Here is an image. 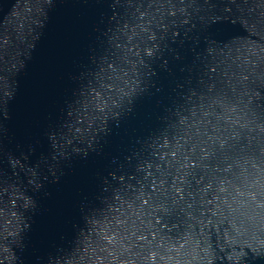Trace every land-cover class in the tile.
I'll return each instance as SVG.
<instances>
[{
    "label": "water",
    "instance_id": "1",
    "mask_svg": "<svg viewBox=\"0 0 264 264\" xmlns=\"http://www.w3.org/2000/svg\"><path fill=\"white\" fill-rule=\"evenodd\" d=\"M0 264H264V0H0Z\"/></svg>",
    "mask_w": 264,
    "mask_h": 264
}]
</instances>
